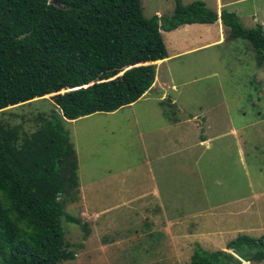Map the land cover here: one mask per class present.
I'll return each instance as SVG.
<instances>
[{
  "label": "rangeland",
  "instance_id": "374dc122",
  "mask_svg": "<svg viewBox=\"0 0 264 264\" xmlns=\"http://www.w3.org/2000/svg\"><path fill=\"white\" fill-rule=\"evenodd\" d=\"M139 1L143 17L169 16L175 5ZM195 1L235 13L243 27L264 24V0H220L219 7L217 0H179ZM190 25L160 31L168 55L155 70L167 82L162 103L153 95L63 121L78 180L63 209L84 223L60 218L64 240L74 244V258L63 264H188L195 245L212 251L239 234L264 233V64H256L247 40L229 37L227 29L210 43L219 33L215 21ZM50 96L8 106L0 118L30 132L55 108ZM167 120H176L170 133ZM199 132L215 137L208 146H191ZM144 190L187 209L172 213L171 230L154 229L156 219L139 212L147 205L128 200Z\"/></svg>",
  "mask_w": 264,
  "mask_h": 264
},
{
  "label": "trees",
  "instance_id": "16d2710c",
  "mask_svg": "<svg viewBox=\"0 0 264 264\" xmlns=\"http://www.w3.org/2000/svg\"><path fill=\"white\" fill-rule=\"evenodd\" d=\"M217 19L264 64V24L243 27L201 1L175 0L169 16L143 17L139 0H0V112L51 94L54 109L26 132L0 118V264H63L74 258L60 218L76 193L77 159L63 121L112 112L151 86L167 57L160 31ZM224 249L195 245L188 264L264 260V233L239 234Z\"/></svg>",
  "mask_w": 264,
  "mask_h": 264
},
{
  "label": "crops",
  "instance_id": "0c3cea01",
  "mask_svg": "<svg viewBox=\"0 0 264 264\" xmlns=\"http://www.w3.org/2000/svg\"><path fill=\"white\" fill-rule=\"evenodd\" d=\"M217 3H218L217 4L218 7L220 5H222L220 0H217ZM215 12L219 15V13L217 11H215ZM215 22L217 24V27L219 28V33H218L217 38L214 39L213 41H211L210 43L219 42L223 36V33H225L224 32L225 28L223 26H220L221 23H220L219 19H217ZM193 24H199V23H193ZM190 27H191L190 24H184V25H180L177 28H175V30L180 29L182 31V30H184L186 28H190ZM180 46L183 47L184 44L180 43ZM193 49L194 48L181 49V52H185V51H189V50H193ZM167 57H168V55H167ZM163 60H160V61L155 63V70H156V67L160 63L163 62ZM166 87H167L166 79H164L162 77V75H159V74L155 75V73H154V79H153L151 86L136 101L139 102L143 98L152 97L153 95H158L157 99L162 103V101L164 100V97L166 96V93H165ZM172 102H173V100H172ZM192 119L199 122L200 125H204V122L201 119H199L198 117L192 116ZM175 121L172 120V122H175ZM168 122L170 124L172 123L170 121H168ZM172 124H176V123H172ZM172 124L165 126V127H167L168 133H170V127H172ZM206 127H209V126L206 124ZM228 132L230 134L234 135L235 130L232 127H230L228 129ZM214 137L215 136L207 137V135L205 136L203 132H199L197 134V136L194 138L195 140L191 143V146H193L195 144H196V146H201V145L208 146L207 143L210 142L211 139H213ZM190 148L191 147H187L186 149H190ZM165 165L166 164H164L162 166L163 170L166 169ZM132 199L141 200V202H143L142 204L147 205V208L146 207H144L143 209L141 208L139 212L142 213V216L150 214V216H148V215L144 216L143 219H151V220L156 219L157 224H155V222L153 223V221H152V225H154L153 227H155L154 229L162 228L164 230H167V229L171 230V227H173V224H174L171 221L172 217H173L172 213H174L175 215H179V214H182L183 212L186 213V211H187V209L185 210L184 207L176 206V205H169L168 204L169 200L168 199H162L161 195H159L156 190L140 191V193H138L137 195H135L132 198H129L128 200H132ZM184 215H187V214H184ZM178 225H181V224H178ZM223 248H220V249H223Z\"/></svg>",
  "mask_w": 264,
  "mask_h": 264
},
{
  "label": "water",
  "instance_id": "95a60500",
  "mask_svg": "<svg viewBox=\"0 0 264 264\" xmlns=\"http://www.w3.org/2000/svg\"><path fill=\"white\" fill-rule=\"evenodd\" d=\"M228 252H230L231 254H232V252L229 250ZM235 256V255H234ZM235 257H237V256H235Z\"/></svg>",
  "mask_w": 264,
  "mask_h": 264
}]
</instances>
